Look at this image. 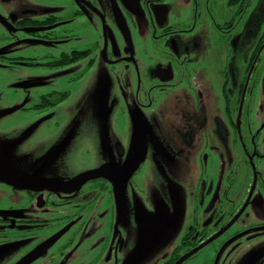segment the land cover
I'll return each mask as SVG.
<instances>
[{
    "label": "flooded vegetation",
    "instance_id": "1",
    "mask_svg": "<svg viewBox=\"0 0 264 264\" xmlns=\"http://www.w3.org/2000/svg\"><path fill=\"white\" fill-rule=\"evenodd\" d=\"M38 1L0 0V119L102 78L103 124L72 175L0 143V264H264V0Z\"/></svg>",
    "mask_w": 264,
    "mask_h": 264
},
{
    "label": "rangeland",
    "instance_id": "2",
    "mask_svg": "<svg viewBox=\"0 0 264 264\" xmlns=\"http://www.w3.org/2000/svg\"><path fill=\"white\" fill-rule=\"evenodd\" d=\"M39 1L42 3L45 0ZM4 31V29H0V47L8 44L10 41L8 34ZM13 45L18 49L22 48L27 50V45L21 42V39H18V42ZM6 48L8 47L6 46ZM42 51L43 49L40 53ZM98 79L96 84L90 80L85 86L81 87L74 101L73 96H70V100L67 102L68 104L62 105L58 112L55 113V116H48L47 113H43L45 116H41L37 115V113L25 112L23 115V123L15 126L11 131L8 129V119H0V143L11 144L20 140V148L22 150L26 148L25 154H28L34 161L41 157L44 158L49 152H58L57 159L52 160L49 166V168L51 167L57 171V175L59 173L62 175V166L64 167L65 174L72 175V173L74 174L82 170L79 165L82 164L83 158L80 159L73 155L78 152L72 146L71 142L65 144L63 137L71 138L72 133L76 132L77 128L72 124L71 116H81V120L87 126L90 134L89 137L94 138V146L96 145V139L99 138V130H102L103 124L99 118L101 116V112L99 111L101 102L98 103L97 99L100 100L105 97L102 95V91H106L103 90L105 86L103 83L104 79ZM258 105L259 116L260 118H264V88L258 93ZM113 113H117V111L114 110ZM78 135V138H82L80 134ZM78 138H71V140L73 141ZM82 144L83 142L81 141L78 143V146L82 147Z\"/></svg>",
    "mask_w": 264,
    "mask_h": 264
},
{
    "label": "water",
    "instance_id": "3",
    "mask_svg": "<svg viewBox=\"0 0 264 264\" xmlns=\"http://www.w3.org/2000/svg\"><path fill=\"white\" fill-rule=\"evenodd\" d=\"M101 172H102V169H94L91 171H84L83 173H80V174L74 176L72 181H74V183H77L78 181H83V180H86L90 177H94L96 175H101Z\"/></svg>",
    "mask_w": 264,
    "mask_h": 264
}]
</instances>
